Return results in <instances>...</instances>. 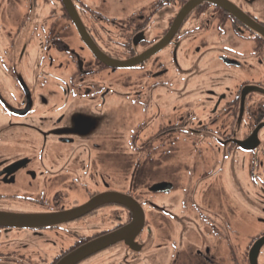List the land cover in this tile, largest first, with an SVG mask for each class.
Returning a JSON list of instances; mask_svg holds the SVG:
<instances>
[{"label":"flooded vegetation","instance_id":"1","mask_svg":"<svg viewBox=\"0 0 264 264\" xmlns=\"http://www.w3.org/2000/svg\"><path fill=\"white\" fill-rule=\"evenodd\" d=\"M133 201L141 231L77 264H221L264 226V0H0V264H60Z\"/></svg>","mask_w":264,"mask_h":264},{"label":"water","instance_id":"2","mask_svg":"<svg viewBox=\"0 0 264 264\" xmlns=\"http://www.w3.org/2000/svg\"><path fill=\"white\" fill-rule=\"evenodd\" d=\"M196 3L197 2L191 3L190 6L183 12V14L184 15L189 14L191 9L194 8L197 5ZM251 25H252V28L254 30L260 29V27L255 25V24H251ZM100 59H101V61H103L104 63H107L109 65L110 61L107 60L106 57L105 58H100ZM117 66L120 67L121 65H117ZM117 197H114V198L118 202L130 206V204H129L130 201H129L128 198H126L125 196H117ZM100 199H102V198H100ZM132 203H134V205L132 204V207L134 206L136 208H139L138 211H137L138 212V216H137L136 220L134 221V223L132 225L124 228V230H122L119 233H114L111 236L104 237L101 240H97L95 242H92L91 244L81 248V250L79 252L70 255L69 258H67L64 262H62L60 264H77L81 260V258L83 256L92 255V253H95V252H97L99 250H102L105 247L113 245V243H115V242L123 241L131 233L135 234L136 232L141 231V229L144 227V212H142V209L137 205V203H135L134 201ZM88 208H90V207H88ZM88 208H85V209H88ZM263 246H264V240L258 242L255 245V247L252 249L253 251L251 253V259H250L251 264H258V261H257L258 254L261 251V248Z\"/></svg>","mask_w":264,"mask_h":264},{"label":"rangeland","instance_id":"3","mask_svg":"<svg viewBox=\"0 0 264 264\" xmlns=\"http://www.w3.org/2000/svg\"><path fill=\"white\" fill-rule=\"evenodd\" d=\"M228 189V187H227ZM241 230H237L236 232H233L231 233L233 235V238H236V239H239V240H244L242 243H241V247L245 245V242L247 241V237L245 234L248 233L250 235H254L255 232H259V233H262L264 232V226L263 225H260V226H255L252 228L249 227V226H244V228H240ZM229 234V236L231 235ZM235 235L237 237H235ZM228 237H225V235H222L221 236V239L219 240V244H220V257L223 259V261L221 262V264H234L233 262H231V260H229V257H230V251H229V241H228ZM233 238H229V240H232ZM219 239V237H218ZM227 241V242H226ZM233 241V240H232ZM238 253H240V255H243L242 253H244V249L241 250V251H237ZM264 254V251L262 252V255ZM261 262L259 261V264H264V257L261 256L260 258Z\"/></svg>","mask_w":264,"mask_h":264}]
</instances>
